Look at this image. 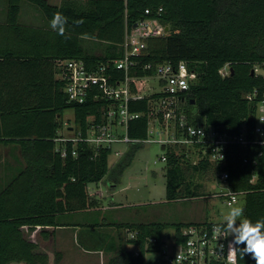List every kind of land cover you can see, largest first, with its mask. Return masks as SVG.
Listing matches in <instances>:
<instances>
[{
	"label": "trees",
	"instance_id": "16d2710c",
	"mask_svg": "<svg viewBox=\"0 0 264 264\" xmlns=\"http://www.w3.org/2000/svg\"><path fill=\"white\" fill-rule=\"evenodd\" d=\"M26 1L41 10L44 25L20 21L21 0H7L5 18L0 20V145L17 147L24 159V166L11 169V175L0 181V264H47L46 255L34 253L35 244L25 240L24 228L40 230L47 238L54 233L49 228L70 225L64 221L70 214L96 205L88 184L121 175L144 146L130 144L113 170L109 148L97 152L87 143L75 148L69 143V153L62 157L55 138L64 128V112L71 109L74 123L85 132L88 117L102 122L104 100L70 101L58 77L59 61L83 60L89 69H96L121 58L126 24L132 27L146 17L147 8L162 7L159 17L170 34L148 39L139 62L186 61L196 70L198 79L186 93L185 111L191 122L229 133H239L244 124L252 127L254 104L246 94L264 88V75L253 73L256 67L264 68V0H64L60 5ZM57 13L68 21L64 35L50 27ZM86 39H95L103 47L87 46ZM226 63L232 72L222 77L219 71ZM109 72L123 77L121 70L110 67ZM157 96L130 102V111L142 114L129 122L131 138L147 139L150 101ZM74 149L77 156L72 154ZM225 169L228 184L243 192L244 217L253 222L264 219V146L234 145ZM210 171L209 162L193 164L170 148L165 163L166 200L203 196L193 179ZM201 222L209 223L112 224L132 232L127 241L135 248L123 246L109 264H154L147 254L162 252L165 229L173 227L175 242L180 244L185 241L183 230ZM57 255L58 264L61 252ZM237 264H255V260L238 252Z\"/></svg>",
	"mask_w": 264,
	"mask_h": 264
},
{
	"label": "built area",
	"instance_id": "2783aa9c",
	"mask_svg": "<svg viewBox=\"0 0 264 264\" xmlns=\"http://www.w3.org/2000/svg\"><path fill=\"white\" fill-rule=\"evenodd\" d=\"M125 1L127 3L130 0ZM162 13V7L147 8L146 17L132 27L126 24L122 43L123 56L119 59L101 64L96 69H89L83 60L58 62V76L65 83L69 100L77 103H85L89 98L104 100V113L102 122H96L93 116L88 117L85 132L75 123L73 126H64L55 138L57 150L62 157H66L69 143L74 148L80 143H87L98 152L102 148L112 151L116 143L156 142L164 147L159 160L166 163L168 150L175 148L178 154H183L193 164L209 162L217 184L222 188L212 196L222 197L227 205L234 206L243 192L234 190L228 184L229 172L225 167L234 145L264 146V88H255L246 94V98L254 104L252 127L244 124L239 133H229L216 130L205 123L191 122L182 104L187 102L186 93L198 79L196 70L186 61L139 62L148 39L170 34L169 26L160 20ZM110 67L121 70L123 77L118 78L109 72ZM258 68L254 71L257 72ZM231 72L230 63H226L219 71L222 77L229 76ZM153 78L159 80L162 90L153 87L150 91L146 90V81ZM155 94L158 96L150 101L147 139L131 138L128 132L129 122L140 118L142 114L130 111V102ZM72 154L77 156L75 149ZM122 154L120 150L115 151L116 156ZM256 178L255 174L251 181ZM183 235L184 242H174L172 247L165 244L154 264H229L232 236L223 231L221 223L192 224L183 230Z\"/></svg>",
	"mask_w": 264,
	"mask_h": 264
},
{
	"label": "rangeland",
	"instance_id": "374dc122",
	"mask_svg": "<svg viewBox=\"0 0 264 264\" xmlns=\"http://www.w3.org/2000/svg\"><path fill=\"white\" fill-rule=\"evenodd\" d=\"M51 4L60 5L64 0H48ZM79 3L84 0H74ZM5 10H7V0H0V20L5 18ZM20 21L32 25H44L46 23L45 16L41 10L34 4L21 0ZM87 46H96L99 50L103 46L95 39H86ZM104 44V43H103ZM258 74L264 75V68H258ZM146 90L151 88L162 90L161 83L157 78L146 81ZM188 106L187 102L182 104L183 108ZM194 115L196 116V111ZM74 113L71 109L66 110L63 115L64 126L74 125ZM120 131L121 128H120ZM127 143H116L113 150L109 154V167L111 168L120 159L115 155V151L120 149L126 152ZM163 148L156 142L144 144L143 147L136 151L132 163L128 165L124 171L120 182L104 184L101 182H91L88 184V192L93 198H101L104 201L94 199L100 206H106L105 210L96 212V215H69L67 220L69 223H85L88 225L81 226L80 230L59 229L54 231L53 235L44 237L40 230H29L24 228L25 240L35 244L34 253L46 255L47 264H57L58 252H61L60 262L58 264H109L112 257L118 251L126 246L128 249L135 247L128 244V238L132 232L126 228H118L111 226L112 224L127 223L132 221H161V222H189L208 220L214 222H222L224 217L232 207L242 206L238 203L234 206L226 204L224 198L215 196L214 192H219L222 188L217 184V178L213 171L201 173L194 177V184H199L198 189L203 191L204 195L199 198H182L168 202L166 200V175L165 162L159 160L162 156ZM156 161V162H155ZM24 166V159L20 150L11 148L10 146L0 145V181L2 178L7 179V173L11 175V169H17ZM6 174H5V173ZM142 175L138 181L131 183L129 178L131 175ZM108 178L114 177L109 175ZM120 179V178H118ZM117 179V180H118ZM130 183V184H129ZM117 185V186H116ZM113 197L109 194V189L121 190ZM114 187V189L112 188ZM103 195L101 196L100 193ZM110 203L123 204L120 209L110 208ZM145 203V204H144ZM95 205L91 208H95ZM95 212V211H91ZM111 223L103 226L101 223ZM94 225V226H91ZM52 233V232H51ZM166 245L172 247L175 242V230L168 227L164 231ZM159 253L147 254L148 261L158 260ZM8 264H27L25 262H10Z\"/></svg>",
	"mask_w": 264,
	"mask_h": 264
},
{
	"label": "clouds",
	"instance_id": "9594fccd",
	"mask_svg": "<svg viewBox=\"0 0 264 264\" xmlns=\"http://www.w3.org/2000/svg\"><path fill=\"white\" fill-rule=\"evenodd\" d=\"M67 23V18L57 13L52 17L50 27L58 35H64ZM243 213L242 206L232 207L222 222L223 231L232 236L229 264H237V252L241 257L250 254L255 264H264V219L253 222Z\"/></svg>",
	"mask_w": 264,
	"mask_h": 264
},
{
	"label": "crops",
	"instance_id": "0c3cea01",
	"mask_svg": "<svg viewBox=\"0 0 264 264\" xmlns=\"http://www.w3.org/2000/svg\"><path fill=\"white\" fill-rule=\"evenodd\" d=\"M59 77V76H58ZM128 146V148H129V146H130V144H128L127 145ZM163 148V151H164V147H162ZM118 150H120V149H118ZM127 151H128V149H127ZM127 151L126 152H123V154L121 155V156H117V157H119V159L121 160L123 157H124V155L127 153ZM120 160L117 162V163H115L110 169H115V167H116V165L120 162ZM133 160V159H132ZM131 163H132V161H131ZM130 163V164H131ZM164 170H165V167H164ZM124 171V170H123ZM5 173V172H4ZM6 174V173H5ZM122 175H123V172H122V174L121 175H119V176H117V177H115V176H113L114 177V179L113 178H108V180H106V178L103 180L104 182V184L106 185V184H112L113 182L114 183H119L120 182V180H121V178H122ZM110 177V176H109ZM140 177H142V175H131L130 177H128L129 178V181L131 182V183H133L134 181H138V179H140ZM5 178V177H4ZM4 178H2V179H4ZM118 178H120V179H118ZM118 179V180H117ZM110 182V183H109ZM130 184V183H129ZM117 186V185H116ZM112 188L114 189V187L112 186ZM124 188H129V185H126V186H124L121 190H113L112 191V189H109V194L110 195H112L113 197H115V195L116 194H118L120 191H122ZM104 194V193H103ZM102 194V192L100 193V195L101 196H105V195H103ZM91 195V194H90ZM92 196V195H91ZM102 198V197H101ZM101 198H94V199H97V200H99V202L101 203V202H103V204H104V201L101 199ZM96 202V201H95ZM243 197L241 196L240 197V199H239V202L238 203H242V206H243ZM237 203V204H238ZM145 204V203H144ZM96 205H98V206H96L95 208H90V209H88V210H86V211H83V212H79V213H74V214H70V215H75V214H81V215H96V212H98L99 213V211H101V210H105L106 209V206L104 205L103 207L102 206H100L99 205V203L98 202H96ZM109 206H111V207H109V209L110 208H114V209H120V207H122L123 206V204H117V203H110L109 204ZM91 211H95V212H91ZM67 220V218L64 220L65 222H67L68 224H70V225H66V226H59V227H57V228H49V229H51V230H59V229H72V230H80V229H78V228H80L81 226H83V225H88V224H85V223H76V224H73V223H69L68 221H66ZM201 221H205V220H201ZM209 222H214V221H209ZM223 222V221H222ZM222 222H215V223H222Z\"/></svg>",
	"mask_w": 264,
	"mask_h": 264
},
{
	"label": "water",
	"instance_id": "95a60500",
	"mask_svg": "<svg viewBox=\"0 0 264 264\" xmlns=\"http://www.w3.org/2000/svg\"><path fill=\"white\" fill-rule=\"evenodd\" d=\"M135 26H136V24H135ZM168 29V28H167ZM255 71L253 70V73H254Z\"/></svg>",
	"mask_w": 264,
	"mask_h": 264
}]
</instances>
